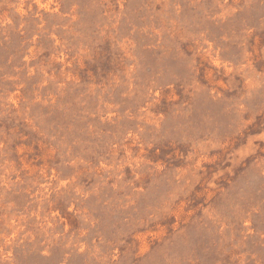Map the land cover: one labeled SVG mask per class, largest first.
Returning a JSON list of instances; mask_svg holds the SVG:
<instances>
[{
	"label": "rangeland",
	"instance_id": "374dc122",
	"mask_svg": "<svg viewBox=\"0 0 264 264\" xmlns=\"http://www.w3.org/2000/svg\"><path fill=\"white\" fill-rule=\"evenodd\" d=\"M0 264H264V0H0Z\"/></svg>",
	"mask_w": 264,
	"mask_h": 264
}]
</instances>
